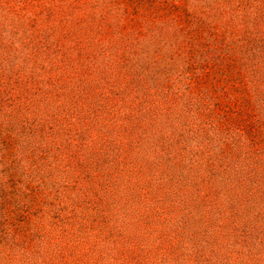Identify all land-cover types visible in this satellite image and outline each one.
I'll use <instances>...</instances> for the list:
<instances>
[{"label": "rangeland", "instance_id": "obj_1", "mask_svg": "<svg viewBox=\"0 0 264 264\" xmlns=\"http://www.w3.org/2000/svg\"><path fill=\"white\" fill-rule=\"evenodd\" d=\"M0 264H264V0H0Z\"/></svg>", "mask_w": 264, "mask_h": 264}]
</instances>
